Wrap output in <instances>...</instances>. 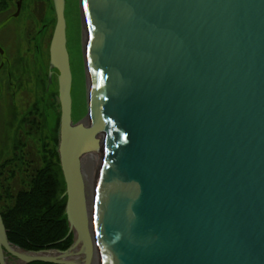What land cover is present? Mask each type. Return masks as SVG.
Masks as SVG:
<instances>
[{
    "label": "water",
    "instance_id": "95a60500",
    "mask_svg": "<svg viewBox=\"0 0 264 264\" xmlns=\"http://www.w3.org/2000/svg\"><path fill=\"white\" fill-rule=\"evenodd\" d=\"M51 2L73 242L22 251L0 217V264H90L93 247L97 264H264V0H79L88 94L77 124L65 2Z\"/></svg>",
    "mask_w": 264,
    "mask_h": 264
},
{
    "label": "rangeland",
    "instance_id": "374dc122",
    "mask_svg": "<svg viewBox=\"0 0 264 264\" xmlns=\"http://www.w3.org/2000/svg\"><path fill=\"white\" fill-rule=\"evenodd\" d=\"M19 1L8 0L5 9L0 11V50L5 55L0 57V64L6 62L9 72L14 77L13 96L11 92H3L0 99V137H11L7 122L12 110L14 112V150L21 145L20 139L23 134L28 133L27 127L31 125L29 123L38 122L37 118L29 116L40 98L44 100L42 111L46 128L45 137L48 141L54 137L59 144L60 131L58 73L56 71L51 73V83L49 84L48 81L49 49L56 25L53 4L51 0H22L21 11L15 17ZM64 2L66 48L72 76L71 118L73 124H77L85 121L87 117L88 74L83 61L85 32L81 21L79 0H64ZM4 78L5 75L4 77L0 75L1 82ZM28 117L29 121H25L24 119ZM23 140L24 152L25 155L28 154L30 161L39 159L37 149L38 143H41L40 136L35 135L32 138L31 134L30 138ZM4 154L8 155L6 149ZM98 165L99 163L93 169L94 184L99 170ZM20 177L17 176L14 180V188L19 186ZM62 181L64 183L63 176ZM64 190L66 191L65 183ZM7 263L14 264L10 259H7Z\"/></svg>",
    "mask_w": 264,
    "mask_h": 264
},
{
    "label": "trees",
    "instance_id": "16d2710c",
    "mask_svg": "<svg viewBox=\"0 0 264 264\" xmlns=\"http://www.w3.org/2000/svg\"><path fill=\"white\" fill-rule=\"evenodd\" d=\"M7 3L8 0H0V11ZM43 103L40 98L31 112L38 120L32 138L40 136L39 159L30 161L22 145L15 148L14 180L21 176L20 183L14 192L3 187L0 217L10 245L30 253L65 252L73 237H67L66 197L56 152L58 141L54 137L48 141L45 137Z\"/></svg>",
    "mask_w": 264,
    "mask_h": 264
},
{
    "label": "flooded vegetation",
    "instance_id": "af4514ba",
    "mask_svg": "<svg viewBox=\"0 0 264 264\" xmlns=\"http://www.w3.org/2000/svg\"><path fill=\"white\" fill-rule=\"evenodd\" d=\"M4 56L5 55L2 52L0 54V57L2 58ZM49 72H50V70H49ZM53 72H50V75ZM0 75H2L3 77L5 75V78L2 80V82L0 81V99H1L3 92H7V93L11 92L12 96H13V94H14V77L12 76V73L9 72L6 62L0 64ZM31 116H33V115H30L29 117H31ZM29 117L24 119V120L29 121ZM19 123H20V121H19ZM29 124H31V125H29L27 127L28 133L26 135L23 134V136L20 139L22 146L24 144L23 139L29 138V137H31V134H33V130H34L33 127H34L35 123L31 122ZM7 126L11 130V137L10 138L2 137V136L0 137V202L2 200L3 187H6V190L10 189V192H12V191L14 192V159H15V156H14V112H12V110L10 111V113L8 115ZM21 126H23L22 123H21ZM29 133H31L30 136L28 135ZM19 144L20 143H18V145ZM5 149H6V153H8V155L4 154ZM24 155H25V153H24Z\"/></svg>",
    "mask_w": 264,
    "mask_h": 264
},
{
    "label": "bare ground",
    "instance_id": "6f19581e",
    "mask_svg": "<svg viewBox=\"0 0 264 264\" xmlns=\"http://www.w3.org/2000/svg\"><path fill=\"white\" fill-rule=\"evenodd\" d=\"M86 126H88L87 123H86ZM100 147L101 146H99V148ZM97 160L99 162H96ZM100 162H101L100 156H98V153H91L81 160V172H82L81 174H82V178L84 180L85 195H86L88 210L90 212H91L92 194H93L92 187L94 184V176H95L93 169L97 166V163H99V165H100ZM90 254H91V263L90 264H97L98 258H97V253H96V250L94 247L91 248Z\"/></svg>",
    "mask_w": 264,
    "mask_h": 264
}]
</instances>
